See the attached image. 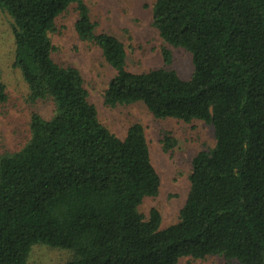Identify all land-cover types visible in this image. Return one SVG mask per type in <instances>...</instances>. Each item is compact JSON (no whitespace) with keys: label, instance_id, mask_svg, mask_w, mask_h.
Segmentation results:
<instances>
[{"label":"trees","instance_id":"obj_1","mask_svg":"<svg viewBox=\"0 0 264 264\" xmlns=\"http://www.w3.org/2000/svg\"><path fill=\"white\" fill-rule=\"evenodd\" d=\"M74 8L76 32L116 72L109 108L144 104L159 120L203 121L214 148L193 160L179 221L141 211L162 186L145 128L120 139L101 121L77 68L55 60L53 35ZM14 21L16 62L35 111L30 136L0 156V264H33L36 246L67 250V264H180L220 256L264 264V0H156L153 27L169 47L192 54L188 81L172 69L128 70L125 44L97 33L87 0H0ZM9 100L0 84V104ZM165 149L176 142L167 137Z\"/></svg>","mask_w":264,"mask_h":264},{"label":"rangeland","instance_id":"obj_2","mask_svg":"<svg viewBox=\"0 0 264 264\" xmlns=\"http://www.w3.org/2000/svg\"><path fill=\"white\" fill-rule=\"evenodd\" d=\"M156 0H87L97 25V33L109 34L122 41L127 50L128 70L143 73L169 68L188 81L194 74L192 54L169 47L172 64L166 66L162 49L167 46L153 27L152 8ZM78 13L72 8L58 22L53 35L57 46L55 60L80 70L101 121L120 139L127 137L130 127L141 124L145 128L152 163L161 177L162 186L156 198H149L141 207L149 218L153 209L162 214V229L179 221L191 188L193 160L201 152L214 148L215 129L203 121L186 124L176 119H156L142 104L109 108L104 103V92L116 72L105 61L94 44L83 42L75 29ZM14 21L0 10V84L7 87L9 100L0 104V156L20 150L30 136V119L36 111L48 115L51 103L33 107L27 103L28 88L23 74L15 67L16 39ZM170 137L176 145L166 151L164 140ZM72 254L63 249L36 246L29 258L33 264H67ZM180 264H238L220 256L204 260L184 258Z\"/></svg>","mask_w":264,"mask_h":264}]
</instances>
